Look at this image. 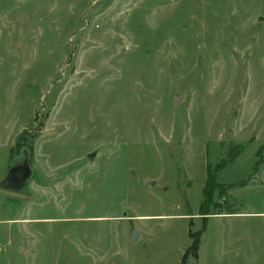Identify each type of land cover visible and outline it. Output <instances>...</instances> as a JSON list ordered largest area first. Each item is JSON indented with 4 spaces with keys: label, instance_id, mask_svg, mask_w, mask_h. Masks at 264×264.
Segmentation results:
<instances>
[{
    "label": "rangeland",
    "instance_id": "rangeland-1",
    "mask_svg": "<svg viewBox=\"0 0 264 264\" xmlns=\"http://www.w3.org/2000/svg\"><path fill=\"white\" fill-rule=\"evenodd\" d=\"M25 145L0 264H264V0H0V179Z\"/></svg>",
    "mask_w": 264,
    "mask_h": 264
},
{
    "label": "water",
    "instance_id": "water-1",
    "mask_svg": "<svg viewBox=\"0 0 264 264\" xmlns=\"http://www.w3.org/2000/svg\"><path fill=\"white\" fill-rule=\"evenodd\" d=\"M262 20V17L259 18ZM181 97L179 95L176 96L175 102H179ZM20 153L15 154L13 157V161L8 166V171L3 179H0V189H7L12 192L19 193L24 190L27 186V182L34 175V169L31 165L32 157L31 152L28 147H22L19 151ZM90 159H94L96 156L95 153H91L88 155ZM151 185H154L155 181L150 182ZM131 234L134 240L139 239V233L135 228L131 229Z\"/></svg>",
    "mask_w": 264,
    "mask_h": 264
},
{
    "label": "trees",
    "instance_id": "trees-1",
    "mask_svg": "<svg viewBox=\"0 0 264 264\" xmlns=\"http://www.w3.org/2000/svg\"><path fill=\"white\" fill-rule=\"evenodd\" d=\"M23 147H28V146L25 145ZM29 150H30V148H29ZM30 152H31V150H30ZM207 192L209 193L210 191H207ZM193 241H194V243L192 244V246L190 247V249H193L194 250V253L197 254V252L199 250V247H200V241H198L197 239H195ZM185 256H187V254Z\"/></svg>",
    "mask_w": 264,
    "mask_h": 264
}]
</instances>
